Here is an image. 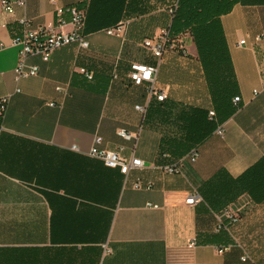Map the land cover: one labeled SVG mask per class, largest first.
I'll return each mask as SVG.
<instances>
[{
	"label": "crops",
	"instance_id": "obj_1",
	"mask_svg": "<svg viewBox=\"0 0 264 264\" xmlns=\"http://www.w3.org/2000/svg\"><path fill=\"white\" fill-rule=\"evenodd\" d=\"M178 1L25 0L0 14V99L10 98L0 119V264H242L239 248L217 249L236 243L252 249L254 232L243 221L264 212L233 183H220V173L237 179L264 158V94L254 96L264 83V0H238L221 17L235 92L231 116L214 103L190 33L179 35L161 60L144 46L171 27ZM57 7L86 12L89 48H61L49 62L32 58L39 74L18 80L20 48L12 39L22 35L19 22L57 27ZM64 19L67 25L56 29L69 33L71 15ZM117 25L122 34L108 35ZM134 63L158 66L164 102L131 82ZM145 105L143 116L137 107ZM194 110L206 111L215 130L198 146L196 163L165 175L156 168L193 147L184 141L183 116ZM222 125L224 138L216 135ZM97 137L102 149L139 158L147 168L126 178L91 158ZM137 179L152 188L134 189ZM194 191L202 203L188 206ZM226 207L240 218L238 238L216 232Z\"/></svg>",
	"mask_w": 264,
	"mask_h": 264
},
{
	"label": "built area",
	"instance_id": "obj_2",
	"mask_svg": "<svg viewBox=\"0 0 264 264\" xmlns=\"http://www.w3.org/2000/svg\"><path fill=\"white\" fill-rule=\"evenodd\" d=\"M55 3V1H53ZM15 5L24 7L26 5L25 0L12 2L10 0H0V14L7 13L12 14L14 12ZM177 8H173L170 10L172 14L174 10ZM56 13L58 15V21L56 26L58 28L65 27L67 22L64 19L65 14L71 15V22L69 23L72 27V31L69 33L58 32L57 27L52 25H44L33 28L30 22L27 19H23L19 22L20 27H22L23 32L21 36H17L12 39V45L20 48V58L18 65L15 69L17 79H26L30 77H36L39 74V67L36 65H30L29 60L32 58H41L44 62H49L57 50L71 46L77 45L79 48L88 49L89 43L86 40V37L82 33L84 29V25L86 22V12L77 7H57ZM123 32V25H117L107 31L108 35H121ZM174 42L171 41L168 30L163 31L161 37L155 39L154 41L147 40L144 43V46L150 50L153 57L157 60H161L168 50L169 47ZM245 44L242 42L241 45ZM5 45L0 43V50L4 49ZM149 73V76H145V73ZM159 69L157 65L145 64V63H134L131 65L130 71V80L135 86H148V93L150 98H156L159 102H164L167 98V90L160 91L156 87V77L158 75ZM81 74L84 75L88 80H93V75L86 69L81 70ZM61 90V89H58ZM264 94V83L262 89L255 90L254 96H259ZM9 97H3L0 99V119H3L6 115L9 106ZM241 102L239 97L234 99V103L238 106ZM148 105L139 106L137 110L143 115L146 116L148 112ZM211 117H214L215 114L211 112ZM4 130V128L0 127V133ZM216 135L221 138L225 136V126H219L216 129ZM120 136L125 139H131V135L126 131H121ZM103 143L102 138L97 137L94 140V145L89 152V156L93 159H97L102 161L106 167L111 169H118L120 173L128 178L130 174L134 171H142L147 168L144 161L139 158L131 157L129 159L125 158L118 151H109L106 149H102L101 145ZM73 150L78 151V147L74 145L72 147ZM167 158V156H165ZM200 158V153L197 149H193L190 151L185 157L180 159L177 162H173L170 164L163 165L161 167H155L160 170L165 175H176L181 171V167L185 162L196 163ZM133 188L136 190L141 189H151L152 183H145L142 179H137ZM201 195L194 191L190 193L186 198V205L188 206H196L202 203ZM157 208V206H153ZM240 218L237 214L233 213L230 209L224 211V216L218 219V223L216 226V232L222 233L226 232L231 234L232 236V228L238 224ZM196 245V241H192L189 247L192 248ZM239 248L242 250L241 263L242 264H255L252 257L243 250L242 246L238 243L229 244L224 247L218 248L217 251L219 254H227L232 252L234 249Z\"/></svg>",
	"mask_w": 264,
	"mask_h": 264
},
{
	"label": "trees",
	"instance_id": "obj_3",
	"mask_svg": "<svg viewBox=\"0 0 264 264\" xmlns=\"http://www.w3.org/2000/svg\"><path fill=\"white\" fill-rule=\"evenodd\" d=\"M237 2L238 0H179L177 8L171 14L172 25L168 28L173 42L181 34L190 33L193 37L214 103L220 106L221 113L226 116L232 115L235 92L231 60L222 32L221 17L230 13ZM207 116L208 113L203 110H194L183 116L184 130L187 133L184 141L188 146H193L186 154L193 149L199 151L198 146L214 132L215 126ZM220 183H233L235 193L236 189H240L241 194H248L253 202L261 205L258 209L264 212V158L237 179L228 178L220 173ZM229 189L233 191L232 187ZM226 210L227 207L223 211ZM258 215L259 212L256 214L258 222L251 227L254 232L251 237L253 246L247 253L255 264H262L264 214L261 217ZM240 224L241 222L235 227ZM235 227L232 228V233L238 238ZM243 247L247 249L244 245Z\"/></svg>",
	"mask_w": 264,
	"mask_h": 264
},
{
	"label": "rangeland",
	"instance_id": "obj_4",
	"mask_svg": "<svg viewBox=\"0 0 264 264\" xmlns=\"http://www.w3.org/2000/svg\"><path fill=\"white\" fill-rule=\"evenodd\" d=\"M176 45H177V47H178V49H180L179 47H180V44L179 43H176ZM243 219V218H242ZM258 218H257V216H256V212L254 213V215L252 216V218L250 217L249 219H245L244 221H243V224H248V228H251V227H253V225L256 223V222H258V220H257ZM258 225V224H257ZM261 263L262 264H264V257L262 258V260H261Z\"/></svg>",
	"mask_w": 264,
	"mask_h": 264
},
{
	"label": "clouds",
	"instance_id": "obj_5",
	"mask_svg": "<svg viewBox=\"0 0 264 264\" xmlns=\"http://www.w3.org/2000/svg\"><path fill=\"white\" fill-rule=\"evenodd\" d=\"M149 75H150L149 73H147V72L145 73V76H146V77L149 76Z\"/></svg>",
	"mask_w": 264,
	"mask_h": 264
}]
</instances>
